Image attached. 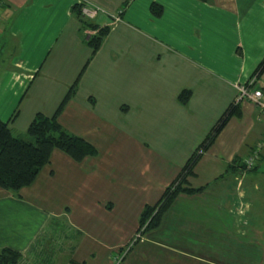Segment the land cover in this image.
<instances>
[{"label":"crops","instance_id":"1","mask_svg":"<svg viewBox=\"0 0 264 264\" xmlns=\"http://www.w3.org/2000/svg\"><path fill=\"white\" fill-rule=\"evenodd\" d=\"M75 3L107 26L94 51ZM263 55L264 0H0V118L26 136L74 84L56 117L97 151L54 146L29 183L0 185V247L19 249L17 264H264V113L249 99L186 176L202 188L127 244ZM255 83L264 97V68Z\"/></svg>","mask_w":264,"mask_h":264},{"label":"trees","instance_id":"2","mask_svg":"<svg viewBox=\"0 0 264 264\" xmlns=\"http://www.w3.org/2000/svg\"><path fill=\"white\" fill-rule=\"evenodd\" d=\"M81 5V3H75L72 5V9H74L77 18L81 21L82 29L88 35V43L91 44L94 51L106 33L107 26L96 27L82 13ZM148 7L156 15L161 11V6L155 2H150ZM85 29H92L93 31L88 32ZM263 68L264 55L258 60V64L254 68V75L259 74ZM73 86L74 84L70 86L62 101L50 115L40 111L33 115L26 128V136L14 134L10 130L7 121L0 118L1 186L16 190L19 186L29 183L42 167V164L49 159L50 150L54 146L68 152L76 160L89 155V153L93 154L97 152L96 147L90 140L63 127L56 117L57 112L63 106V102L70 96ZM188 91L187 89H183L178 94L179 99L184 101L188 95ZM239 113V102H230L225 107L224 111L213 121V125L204 134L205 136L202 140L180 166V169L177 171L178 173L163 187L157 200L142 205L137 215L135 230L143 234L147 229L156 227L160 222L159 219L162 213L167 209V206L177 193H190L202 188L201 186L190 187L186 182V176L192 174L193 164L200 153L213 141L216 133L225 124V120L230 115L234 114L237 116ZM241 165L244 166L243 162ZM136 239L137 237L127 244L130 245ZM20 257L21 251L19 249L10 245L0 247V264H17Z\"/></svg>","mask_w":264,"mask_h":264},{"label":"built area","instance_id":"3","mask_svg":"<svg viewBox=\"0 0 264 264\" xmlns=\"http://www.w3.org/2000/svg\"><path fill=\"white\" fill-rule=\"evenodd\" d=\"M82 13L86 17H93L97 12L96 4H87L82 3L81 5ZM86 31L90 32L92 29H86ZM236 86V94L234 96L233 103L239 102L241 100H251L255 105L256 109L264 113V97L263 91L261 90L260 86L255 83V75H252L247 79L245 82H239L235 84ZM263 132H264V124H263ZM262 141H264V133L262 137ZM262 141L256 143V145L251 149L250 154L243 160V164L245 168H251L254 164L255 158L257 157V150L261 146ZM241 200V199H239ZM233 211L236 214H241L246 204L242 201L236 202L233 204ZM142 234L139 233L138 230H135L133 236L131 237L130 241L134 240L136 237L139 238Z\"/></svg>","mask_w":264,"mask_h":264},{"label":"rangeland","instance_id":"4","mask_svg":"<svg viewBox=\"0 0 264 264\" xmlns=\"http://www.w3.org/2000/svg\"><path fill=\"white\" fill-rule=\"evenodd\" d=\"M118 260V258H116Z\"/></svg>","mask_w":264,"mask_h":264}]
</instances>
